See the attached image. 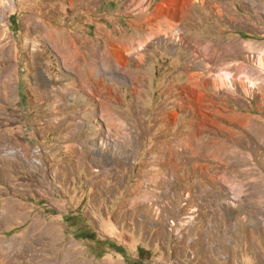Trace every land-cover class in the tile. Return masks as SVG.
Listing matches in <instances>:
<instances>
[{
    "label": "rangeland",
    "instance_id": "obj_1",
    "mask_svg": "<svg viewBox=\"0 0 264 264\" xmlns=\"http://www.w3.org/2000/svg\"><path fill=\"white\" fill-rule=\"evenodd\" d=\"M157 3L0 0V264H264V0Z\"/></svg>",
    "mask_w": 264,
    "mask_h": 264
},
{
    "label": "crops",
    "instance_id": "obj_2",
    "mask_svg": "<svg viewBox=\"0 0 264 264\" xmlns=\"http://www.w3.org/2000/svg\"><path fill=\"white\" fill-rule=\"evenodd\" d=\"M151 0H149L150 2ZM175 2L172 3L171 0H158V5H162V7H165L167 9H171L173 10L174 8L172 6H178V3L181 1V0H174ZM117 10V9H116ZM157 19H159V23L160 24H164L166 21H167V18H168V15L167 14H161L160 16H157L156 17ZM155 18V19H156Z\"/></svg>",
    "mask_w": 264,
    "mask_h": 264
},
{
    "label": "trees",
    "instance_id": "obj_3",
    "mask_svg": "<svg viewBox=\"0 0 264 264\" xmlns=\"http://www.w3.org/2000/svg\"><path fill=\"white\" fill-rule=\"evenodd\" d=\"M104 244L107 245V247H109L110 249H113V250H115V251H118V252H119L120 254H122V255L125 254V252H124L123 249H121L120 247L117 248L116 246L112 245L110 242H108V243L105 242Z\"/></svg>",
    "mask_w": 264,
    "mask_h": 264
}]
</instances>
